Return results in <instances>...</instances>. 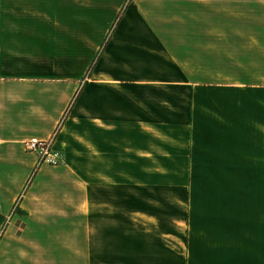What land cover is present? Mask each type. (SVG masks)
<instances>
[{"label":"crops","instance_id":"0c3cea01","mask_svg":"<svg viewBox=\"0 0 264 264\" xmlns=\"http://www.w3.org/2000/svg\"><path fill=\"white\" fill-rule=\"evenodd\" d=\"M126 1L0 0V264H264V85L213 78L264 0Z\"/></svg>","mask_w":264,"mask_h":264},{"label":"rangeland","instance_id":"374dc122","mask_svg":"<svg viewBox=\"0 0 264 264\" xmlns=\"http://www.w3.org/2000/svg\"><path fill=\"white\" fill-rule=\"evenodd\" d=\"M248 4L233 9L234 26L231 29H216V42L220 45L216 46V56L219 59L214 60V68L215 73L220 75L213 77L215 81L264 85V7ZM237 22L248 24L240 28L236 26ZM112 32L113 29L110 36ZM223 55L229 59L223 60ZM260 214L263 215L262 212Z\"/></svg>","mask_w":264,"mask_h":264},{"label":"built area","instance_id":"2783aa9c","mask_svg":"<svg viewBox=\"0 0 264 264\" xmlns=\"http://www.w3.org/2000/svg\"><path fill=\"white\" fill-rule=\"evenodd\" d=\"M133 0H127L126 5L132 4ZM62 120V125H63ZM58 138V129L50 139H41L34 137L24 143L25 150L29 153L38 155V164L40 166H60L63 162V154L55 147Z\"/></svg>","mask_w":264,"mask_h":264},{"label":"trees","instance_id":"16d2710c","mask_svg":"<svg viewBox=\"0 0 264 264\" xmlns=\"http://www.w3.org/2000/svg\"><path fill=\"white\" fill-rule=\"evenodd\" d=\"M120 19H121V14H120V16H119V18H118L117 23H119ZM117 23H115V26L117 25ZM109 38H110V35L107 37V39H106L105 42L103 43V45H102V49L100 50V53L98 54V56L93 60V62H92V64H91V66H90V69H89V72H88L87 76H90V75L93 73V70L96 68V65H97V63H98L99 57H101V54H102V52L104 51V49H105V47H106V44L108 43ZM66 116H67V114H66ZM66 116H65L64 119H63L64 122H65V118H66ZM64 122H63V123H64Z\"/></svg>","mask_w":264,"mask_h":264}]
</instances>
